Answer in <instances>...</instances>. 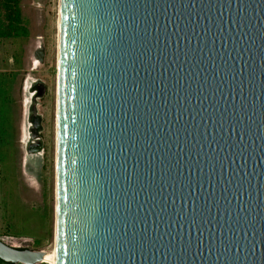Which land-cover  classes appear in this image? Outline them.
<instances>
[{"label": "water", "instance_id": "1", "mask_svg": "<svg viewBox=\"0 0 264 264\" xmlns=\"http://www.w3.org/2000/svg\"><path fill=\"white\" fill-rule=\"evenodd\" d=\"M57 28L54 264H264V0H58Z\"/></svg>", "mask_w": 264, "mask_h": 264}, {"label": "rangeland", "instance_id": "2", "mask_svg": "<svg viewBox=\"0 0 264 264\" xmlns=\"http://www.w3.org/2000/svg\"><path fill=\"white\" fill-rule=\"evenodd\" d=\"M20 9L26 34L0 37V240L53 254L58 0ZM31 110L40 129L29 151Z\"/></svg>", "mask_w": 264, "mask_h": 264}, {"label": "trees", "instance_id": "3", "mask_svg": "<svg viewBox=\"0 0 264 264\" xmlns=\"http://www.w3.org/2000/svg\"><path fill=\"white\" fill-rule=\"evenodd\" d=\"M20 9V0H0V37H18L26 34ZM0 263L7 264L0 260Z\"/></svg>", "mask_w": 264, "mask_h": 264}, {"label": "bare ground", "instance_id": "4", "mask_svg": "<svg viewBox=\"0 0 264 264\" xmlns=\"http://www.w3.org/2000/svg\"><path fill=\"white\" fill-rule=\"evenodd\" d=\"M36 60V59H35ZM37 62H35V65L38 64V60H36ZM34 88V87H33ZM32 90V88L30 89V91ZM32 146H34L36 143L35 141L33 140L32 142H30ZM29 144V142H28ZM54 251V249H53ZM44 263H47V264H54V252L53 254H49L48 252L45 251V256H44Z\"/></svg>", "mask_w": 264, "mask_h": 264}]
</instances>
